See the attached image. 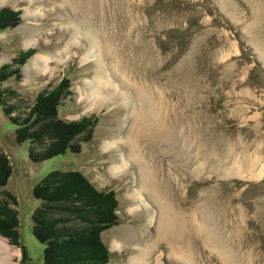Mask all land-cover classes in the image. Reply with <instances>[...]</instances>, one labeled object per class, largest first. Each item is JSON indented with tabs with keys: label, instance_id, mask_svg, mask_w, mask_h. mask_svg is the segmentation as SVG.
Instances as JSON below:
<instances>
[{
	"label": "rangeland",
	"instance_id": "1",
	"mask_svg": "<svg viewBox=\"0 0 264 264\" xmlns=\"http://www.w3.org/2000/svg\"><path fill=\"white\" fill-rule=\"evenodd\" d=\"M89 6L108 45L105 66L116 62L117 74L153 93L174 134L173 144L147 135L138 141L142 168L178 212L200 221L205 207L217 230L213 237L186 230L183 245L194 263L264 264V0H93ZM5 8L15 15L0 26V152L12 173L0 199L18 213L20 243L2 236L0 242L14 252L12 263H42L45 247L32 231L40 201L32 190L53 171L75 170L115 195L118 222L101 234L107 264H132L146 244L151 264H184L170 256L167 242H153L158 205L132 195L142 175L127 154L131 101L124 102L120 85L91 91L97 64L85 59L86 37L67 46L82 12L63 0H0ZM39 56L47 58V70L35 65ZM64 81L57 117L87 119L89 126L76 137L77 151L33 162L30 143L17 140L19 119ZM224 248L227 259L218 252Z\"/></svg>",
	"mask_w": 264,
	"mask_h": 264
},
{
	"label": "trees",
	"instance_id": "2",
	"mask_svg": "<svg viewBox=\"0 0 264 264\" xmlns=\"http://www.w3.org/2000/svg\"><path fill=\"white\" fill-rule=\"evenodd\" d=\"M13 15L12 10L1 9L0 26ZM25 54L18 59L24 60ZM66 83L60 82L51 91L41 93L32 110L19 119L17 140L30 143L29 157L33 162L80 148L76 137L89 126V120L67 122L57 117L60 97L67 93L63 91ZM11 173L0 152V187L7 184ZM32 195L40 201L32 214V231L45 247L41 264L108 263L110 253L101 234L118 222L113 192L98 191L81 172L72 170L49 173L35 185ZM17 217L9 202L0 199V236L14 245L20 243Z\"/></svg>",
	"mask_w": 264,
	"mask_h": 264
},
{
	"label": "bare ground",
	"instance_id": "3",
	"mask_svg": "<svg viewBox=\"0 0 264 264\" xmlns=\"http://www.w3.org/2000/svg\"><path fill=\"white\" fill-rule=\"evenodd\" d=\"M63 1L67 4H71L73 10L76 12L80 11L83 14V19L79 23L80 27H73L71 41L67 44V46L74 43L78 36H83L88 39L90 43V49L88 52H86L85 59L89 61L93 60L95 61L94 63L97 64V72L96 75H94L96 77V81L92 83L94 85L91 86V91L93 93H97L99 92V88H101V86L110 87L112 85L113 88L116 89L120 85L122 87L121 90L124 88V91L119 93L121 97H123L124 102H128V100L131 101L130 103L132 110L129 116L131 117L132 124L129 128V134L127 137V141H129L130 145V152L127 154L129 155V159L134 160L138 164V168H141L140 172L142 175L140 183L141 188L136 190L132 195L134 198H137L140 201H142L143 198H147L158 205L159 214L157 217V234L155 239H153V242L156 245H159L162 242H167L170 256H174L176 259L181 260L184 264H198L194 263L193 255L191 254L193 253L192 249L190 247H184L183 239L186 236L187 229V231L193 230L194 233L199 235L200 233L209 234V237H213V234L216 235L217 230L213 223H211L209 213H207L205 207L199 208V221L197 220V216H195V214L185 216L183 212H178L175 207L165 201L164 196L166 195L163 191L158 190V183L155 181L154 174L148 175L147 171L142 168V163L139 161L140 157L136 153L138 150V141L145 139L146 135L153 138L154 142L155 140H158L163 143L169 142L173 144L172 138H174V134L170 127L165 123V120L161 118L159 113L162 107L160 110L157 108V101L154 99V97H152L153 93L150 94V91L148 93V90L146 91L143 88H139L137 85H131L126 79V76L117 74L112 69V67H115L114 65H116L115 68H118V64L116 62L110 65L112 71H109L110 66H105V59L109 54L108 51H106L108 49V45L107 42L97 32L95 26L92 25L93 23L90 20L91 15L89 13V5L93 0ZM27 15H30V13H27ZM30 16L35 17L36 15L31 14ZM47 61L48 60L46 57L39 56L35 58L34 63L38 69L47 70L49 67ZM108 71L110 73H108ZM129 93H133L132 96ZM109 146L111 145H108L107 147ZM123 163V165H127V162L124 161ZM204 168L205 167L202 169ZM119 169V167L112 168L113 174H117ZM143 194H145V197H143ZM218 250L219 254L223 256L224 259L228 258V252L225 250V248ZM136 252L137 253L135 256L131 258L132 264H151L148 262L147 258V252H149L148 244L145 245V248H140V250H136ZM0 255L3 256H0V264H13L12 259L15 258V255L14 252L11 251V247L9 246L8 242H0Z\"/></svg>",
	"mask_w": 264,
	"mask_h": 264
}]
</instances>
